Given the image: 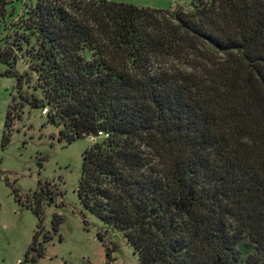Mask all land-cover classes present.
<instances>
[{
  "label": "trees",
  "instance_id": "obj_1",
  "mask_svg": "<svg viewBox=\"0 0 264 264\" xmlns=\"http://www.w3.org/2000/svg\"><path fill=\"white\" fill-rule=\"evenodd\" d=\"M24 25L45 99L30 103L61 139L100 138L79 198L138 264H264V0H37Z\"/></svg>",
  "mask_w": 264,
  "mask_h": 264
},
{
  "label": "rangeland",
  "instance_id": "obj_2",
  "mask_svg": "<svg viewBox=\"0 0 264 264\" xmlns=\"http://www.w3.org/2000/svg\"><path fill=\"white\" fill-rule=\"evenodd\" d=\"M36 1L0 0V55L10 61H0V264H138L124 234L101 221L79 198L83 154L100 138L69 143L59 134L64 125L50 121L46 108L30 103H45L34 70L37 46L34 39L28 41L24 25ZM108 1L190 10L192 0ZM166 61L178 65L181 59ZM163 63L159 60L157 66ZM37 205L40 215L33 209Z\"/></svg>",
  "mask_w": 264,
  "mask_h": 264
},
{
  "label": "built area",
  "instance_id": "obj_3",
  "mask_svg": "<svg viewBox=\"0 0 264 264\" xmlns=\"http://www.w3.org/2000/svg\"><path fill=\"white\" fill-rule=\"evenodd\" d=\"M45 114L47 115V109L44 110ZM101 134V133H100ZM101 136V135H100Z\"/></svg>",
  "mask_w": 264,
  "mask_h": 264
}]
</instances>
